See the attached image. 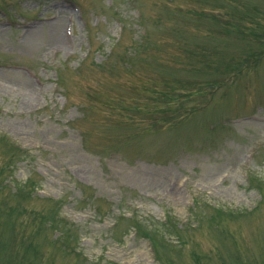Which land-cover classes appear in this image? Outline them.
Here are the masks:
<instances>
[{
  "label": "rangeland",
  "instance_id": "1",
  "mask_svg": "<svg viewBox=\"0 0 264 264\" xmlns=\"http://www.w3.org/2000/svg\"><path fill=\"white\" fill-rule=\"evenodd\" d=\"M0 264H264V0H0Z\"/></svg>",
  "mask_w": 264,
  "mask_h": 264
},
{
  "label": "bare ground",
  "instance_id": "2",
  "mask_svg": "<svg viewBox=\"0 0 264 264\" xmlns=\"http://www.w3.org/2000/svg\"><path fill=\"white\" fill-rule=\"evenodd\" d=\"M57 33H58V36H59V35H60V34H59V30H57Z\"/></svg>",
  "mask_w": 264,
  "mask_h": 264
}]
</instances>
